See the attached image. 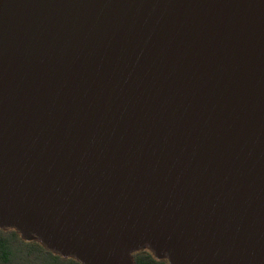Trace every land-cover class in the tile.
<instances>
[{
    "label": "water",
    "instance_id": "1",
    "mask_svg": "<svg viewBox=\"0 0 264 264\" xmlns=\"http://www.w3.org/2000/svg\"><path fill=\"white\" fill-rule=\"evenodd\" d=\"M0 228L264 264V0H0Z\"/></svg>",
    "mask_w": 264,
    "mask_h": 264
},
{
    "label": "flooded vegetation",
    "instance_id": "2",
    "mask_svg": "<svg viewBox=\"0 0 264 264\" xmlns=\"http://www.w3.org/2000/svg\"><path fill=\"white\" fill-rule=\"evenodd\" d=\"M6 230H12V237L11 238L16 244L20 245H30L38 255V259L40 258V254L43 251H47L51 255L58 256L60 259L64 258L66 260H70L71 264H83L75 257H63L59 253H55L46 249V247L41 243V241L37 238L31 237L30 239H25L18 231L15 229H7V228H0V248H3L6 245V239L4 237V233ZM18 235V236H17ZM20 239V240H19ZM130 260L132 264H170L168 261L167 256L158 257L153 250L149 246H144L136 251H133L129 254ZM4 257L0 258V262Z\"/></svg>",
    "mask_w": 264,
    "mask_h": 264
},
{
    "label": "rangeland",
    "instance_id": "3",
    "mask_svg": "<svg viewBox=\"0 0 264 264\" xmlns=\"http://www.w3.org/2000/svg\"><path fill=\"white\" fill-rule=\"evenodd\" d=\"M12 232V230H6L4 233L6 245L0 248V258H7L10 264H71L70 260L60 259L47 251H43L38 259L37 252L30 245L16 244L11 239L13 238Z\"/></svg>",
    "mask_w": 264,
    "mask_h": 264
},
{
    "label": "trees",
    "instance_id": "4",
    "mask_svg": "<svg viewBox=\"0 0 264 264\" xmlns=\"http://www.w3.org/2000/svg\"><path fill=\"white\" fill-rule=\"evenodd\" d=\"M0 264H10V262H8L7 258H3Z\"/></svg>",
    "mask_w": 264,
    "mask_h": 264
}]
</instances>
